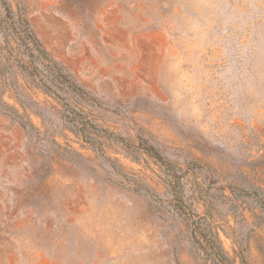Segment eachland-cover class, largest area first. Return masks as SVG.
Returning a JSON list of instances; mask_svg holds the SVG:
<instances>
[{"label":"rangeland","instance_id":"374dc122","mask_svg":"<svg viewBox=\"0 0 264 264\" xmlns=\"http://www.w3.org/2000/svg\"><path fill=\"white\" fill-rule=\"evenodd\" d=\"M0 264H264V0H0Z\"/></svg>","mask_w":264,"mask_h":264},{"label":"trees","instance_id":"16d2710c","mask_svg":"<svg viewBox=\"0 0 264 264\" xmlns=\"http://www.w3.org/2000/svg\"><path fill=\"white\" fill-rule=\"evenodd\" d=\"M25 32H26V36L28 38H30L31 40L35 41V43H38L37 40H36V38H35V36L32 35V33H31V31L29 29H25ZM41 52H43V51H41Z\"/></svg>","mask_w":264,"mask_h":264}]
</instances>
